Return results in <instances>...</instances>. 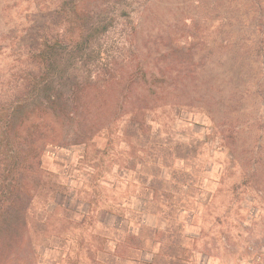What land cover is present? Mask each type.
Here are the masks:
<instances>
[{
    "label": "rangeland",
    "instance_id": "1",
    "mask_svg": "<svg viewBox=\"0 0 264 264\" xmlns=\"http://www.w3.org/2000/svg\"><path fill=\"white\" fill-rule=\"evenodd\" d=\"M62 1L0 0V84ZM129 2L103 47L114 69L168 67V101L141 131H125L128 114L116 113L113 95L103 114L89 101L91 125L109 113L117 120L87 144L57 125L56 141L40 145L41 168L64 191L56 202L72 224L4 264H238L262 247L264 0ZM183 68L196 79L181 77L175 91ZM179 99L190 107L170 108Z\"/></svg>",
    "mask_w": 264,
    "mask_h": 264
},
{
    "label": "trees",
    "instance_id": "2",
    "mask_svg": "<svg viewBox=\"0 0 264 264\" xmlns=\"http://www.w3.org/2000/svg\"><path fill=\"white\" fill-rule=\"evenodd\" d=\"M98 1L95 9L86 0H63L56 20L45 23L18 49V65L0 84V263L29 257L46 240L62 239L72 224L71 209L56 202L64 191L41 168L40 145L56 141L57 125L81 134L75 144H87L117 120L109 113L106 121L91 125L89 101L97 100L96 110L103 114L113 95L116 113L128 114L125 131L151 128L149 116L168 101V67L155 71L139 64L132 72L123 65L112 67L116 57L103 44L117 26L113 15H128L131 3ZM194 74L192 69L179 71L174 90H182V78ZM188 107L179 99L170 108ZM37 204L42 205L40 212Z\"/></svg>",
    "mask_w": 264,
    "mask_h": 264
},
{
    "label": "built area",
    "instance_id": "3",
    "mask_svg": "<svg viewBox=\"0 0 264 264\" xmlns=\"http://www.w3.org/2000/svg\"><path fill=\"white\" fill-rule=\"evenodd\" d=\"M261 244L260 249L254 244L251 245L248 249L250 255L239 259L238 264H264V241Z\"/></svg>",
    "mask_w": 264,
    "mask_h": 264
}]
</instances>
